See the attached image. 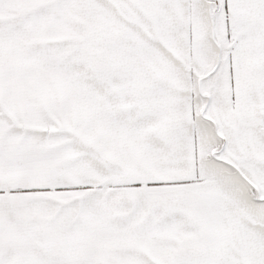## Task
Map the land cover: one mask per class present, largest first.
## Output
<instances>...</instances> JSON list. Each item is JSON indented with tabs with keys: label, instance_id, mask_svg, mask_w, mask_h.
Wrapping results in <instances>:
<instances>
[{
	"label": "snow or ice",
	"instance_id": "obj_1",
	"mask_svg": "<svg viewBox=\"0 0 264 264\" xmlns=\"http://www.w3.org/2000/svg\"><path fill=\"white\" fill-rule=\"evenodd\" d=\"M0 264H264V0H0Z\"/></svg>",
	"mask_w": 264,
	"mask_h": 264
}]
</instances>
